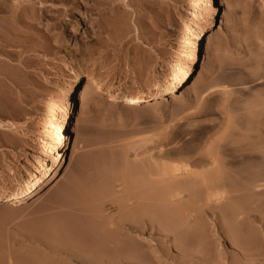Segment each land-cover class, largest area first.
<instances>
[{
  "label": "rangeland",
  "instance_id": "rangeland-1",
  "mask_svg": "<svg viewBox=\"0 0 264 264\" xmlns=\"http://www.w3.org/2000/svg\"><path fill=\"white\" fill-rule=\"evenodd\" d=\"M197 1L0 0V190L50 158L76 76L146 95L186 61ZM182 86L146 105L87 94L73 158L0 202V264H264V0H222Z\"/></svg>",
  "mask_w": 264,
  "mask_h": 264
},
{
  "label": "bare ground",
  "instance_id": "bare-ground-1",
  "mask_svg": "<svg viewBox=\"0 0 264 264\" xmlns=\"http://www.w3.org/2000/svg\"><path fill=\"white\" fill-rule=\"evenodd\" d=\"M195 2L198 3L197 0H195ZM221 6H222V0H211L210 9H209L208 14H207V19L204 20V22H202L201 24H199V26L197 28L196 38H195V42H194V46H193L191 55L189 56V58H187L186 61L181 62L180 64L176 65L174 67L171 75H169V77H167L160 85L156 86L155 90L149 94L141 95V94L128 93V92H125L123 90H114L110 86H104L95 80L86 81L81 76H76L73 79L72 84L69 87V92H68L67 97H66V99L62 105V108H61V122L57 126L54 137L49 144L48 150H49L50 158L45 159V161L41 165V167L35 173H33L31 175V177L28 178V180L24 184H21V187L17 191H15L13 193H9V191L7 189L0 190V202L13 205V204H16L19 202L26 201L27 199L38 195L39 193H41L44 190L46 185L52 179H54L55 177H57V175H59V173L62 171V168H63V165L65 164V162H67L69 159L73 158L74 153H75L73 136H74L75 131H76V122H77V120L75 119L76 109H77V105L81 104L84 101L85 96L87 94H100L101 92H103L104 94H108L110 97H124L127 102H130L132 104H144V105H146V104H149V103H151L157 99H160L162 97H165L167 95H171V94L175 93L184 84L185 81L190 79V77L193 74V69H194L196 63L200 62L201 58L207 57L208 49H209V46L211 44V37L213 36V26L219 18ZM68 154H69V157L66 158V155H68ZM211 158H213V157H211ZM200 160L198 162L202 163L206 159L205 160L200 159ZM213 162H215V161H213ZM196 163H197V161H196ZM199 163H197V164H199ZM214 164H216V163H214ZM217 165H219V164H217ZM174 168H176V169L171 170V171H174L173 172V174H175L174 180L176 179V181H177V182L175 181L177 184L172 183V185L175 184V186L173 185L174 189H176V187H178L177 189H179V188L183 189V187H185V189L186 188L189 189L190 187H193L192 183L189 184V182H185L187 184H184V183L181 184L180 182H178L180 180H177V179L182 177L183 174L186 175L184 177L189 176L191 178L194 176V179H195V177L199 176V174H197V173L195 174V173L189 171L187 168V169H185L184 172L181 173V175H178L179 174L178 170L180 168H178V170H177V167H174ZM216 168L214 167V169H216ZM219 168L220 167L218 166V168L216 169V171L214 173H216V172L218 173L220 171ZM221 170H223V169H221ZM171 177H173L172 173H171ZM182 182H183V180H182ZM194 185H195V183H194ZM216 185L215 184L214 185L207 184L204 181H202L201 186L205 187V189H212V188L214 189V187ZM180 186H183V187H180ZM196 189H197V186H196ZM120 209H121V207H120ZM121 211H122V209L119 210V212H121ZM140 211H141V209H140ZM136 212H134L135 215H136ZM123 215L125 217L124 213H123ZM132 218H134V217H132ZM127 220L130 221L129 219H127ZM132 220L133 219H131V221ZM113 224L114 223L112 222L110 224V227ZM125 224H126V222H125ZM125 224L124 223L122 224L123 227H125ZM129 225H130V223H129ZM121 231H122V229H121ZM101 246H103V245H101ZM101 246H99L100 248L97 247L98 250H96V248H95V250L97 252L102 253L101 251H99L102 248ZM105 248H106V246H105ZM105 248H103V249H105ZM103 249H102V251H103ZM120 253H121V251H120ZM92 262H93L92 260H89V262H87V264H93Z\"/></svg>",
  "mask_w": 264,
  "mask_h": 264
}]
</instances>
